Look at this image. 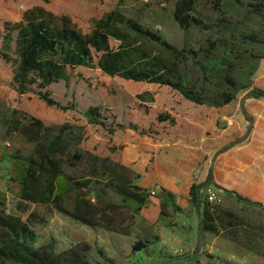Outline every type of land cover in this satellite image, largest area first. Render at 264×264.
Masks as SVG:
<instances>
[{
  "label": "rangeland",
  "instance_id": "374dc122",
  "mask_svg": "<svg viewBox=\"0 0 264 264\" xmlns=\"http://www.w3.org/2000/svg\"><path fill=\"white\" fill-rule=\"evenodd\" d=\"M177 1L0 0V29L36 5L71 15L86 31L92 17L116 10L179 48L201 51L187 61L183 75L189 88L203 94L202 104L167 85L81 67L74 71L69 87L64 80L51 85L52 97L69 107L62 109L45 103L35 92L20 93L12 67L0 60V191L6 193L7 211L36 232L37 245L53 240L62 251L86 242L93 264H264V16L253 12L249 0H195L192 14L211 27L193 25L184 30L174 16ZM122 31L131 32L126 24L114 26L112 47L119 48L121 40L115 33ZM136 39L153 55L172 57L162 46ZM78 72L83 75L80 80ZM244 85L248 88L243 90ZM225 91L239 92L237 99L215 105L212 99ZM90 106L100 107L108 128L114 127L112 133L88 120L85 112ZM161 114L176 119L177 127L193 131L187 136L166 134L171 122L159 126ZM58 135L68 147L69 154H60L66 174L88 175L87 160H68L70 154L88 151L111 158L120 169L127 167L134 184L155 191L138 212L134 206L124 207L113 189L106 190L107 200L122 205L121 218L115 221L122 232L83 224L51 204L27 203L24 210L19 206L18 172L21 161L34 152L33 139L51 141ZM193 180H208L200 191L201 207L190 196ZM102 187L96 182L83 193L98 203ZM209 187L217 190L218 201L213 203L225 216V226L215 231L203 230L201 221ZM77 194L67 195L70 208ZM138 241L145 247L134 252Z\"/></svg>",
  "mask_w": 264,
  "mask_h": 264
},
{
  "label": "trees",
  "instance_id": "16d2710c",
  "mask_svg": "<svg viewBox=\"0 0 264 264\" xmlns=\"http://www.w3.org/2000/svg\"><path fill=\"white\" fill-rule=\"evenodd\" d=\"M194 3L195 0H178L175 19L184 30L193 25L210 28L209 23L192 14ZM249 3L253 12L264 16V0H249ZM119 23L126 24L131 32H116L121 43L119 48H114L110 42V34ZM90 24V30L86 31L71 15L54 12L42 5L26 9L16 22H5L0 29V60L12 67L13 83L17 90L20 93L35 92L45 103L68 109L69 107L52 97L51 85L64 80L69 87L75 70L81 67H98L111 76L167 85L193 102H204L203 94L189 88L184 83L183 75L187 61L198 57L200 50L179 48L159 32L116 10H111L102 18L92 17ZM136 38L162 46L172 57L168 59L153 55L142 43L138 44ZM96 53L100 54L97 61ZM138 63L141 65L138 66ZM76 77L80 80L83 75L78 72ZM246 88L247 85L241 87L243 90ZM238 94L239 92L233 94L225 91L213 98L212 102L217 106H224L234 102ZM85 114L99 128L107 129L110 133L114 131V127L108 128L100 107L90 106ZM169 120L171 126L166 134L187 136L193 131L177 127L176 119L168 114L159 115L157 123L161 126ZM35 122L39 128L43 127L40 120ZM33 140L36 142L34 152L21 161L18 172L19 206L23 210L27 203L51 204L59 212L83 224L122 232L115 225V221L122 215L121 206H134L135 211L141 212L151 197L149 191L133 183L127 167L120 169L119 163L109 157H101L88 151L70 154L69 161L78 160L82 163L87 160L90 165L87 176L75 178L63 171L60 154L69 153L60 135L51 141L37 139V136ZM1 169L0 159V171ZM208 180H193L190 184L191 199L198 207L203 203L200 191L207 186ZM96 182L103 183V192L97 195L98 203H94L83 193L85 189L92 190ZM107 189H113L121 196L122 205L106 199ZM72 191H77L78 194L70 208L66 197ZM6 197V193L0 191V264H93L89 259L91 245L86 242L76 243L62 251L57 250L53 240L37 245L36 232L19 216L7 211L3 203ZM214 204L208 199L204 201L201 219L203 230L215 231L219 225L225 226V216ZM228 216V224L231 225L234 215L230 212ZM127 218L125 216L121 220L125 222ZM144 247V242L138 241L133 245V251Z\"/></svg>",
  "mask_w": 264,
  "mask_h": 264
},
{
  "label": "built area",
  "instance_id": "2783aa9c",
  "mask_svg": "<svg viewBox=\"0 0 264 264\" xmlns=\"http://www.w3.org/2000/svg\"><path fill=\"white\" fill-rule=\"evenodd\" d=\"M151 194H155V191H152ZM206 196L210 202L218 201V192L215 188L209 187L207 189Z\"/></svg>",
  "mask_w": 264,
  "mask_h": 264
}]
</instances>
